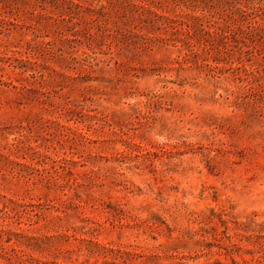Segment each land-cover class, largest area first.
I'll return each mask as SVG.
<instances>
[{
    "label": "rangeland",
    "instance_id": "rangeland-1",
    "mask_svg": "<svg viewBox=\"0 0 264 264\" xmlns=\"http://www.w3.org/2000/svg\"><path fill=\"white\" fill-rule=\"evenodd\" d=\"M0 264H264V0H0Z\"/></svg>",
    "mask_w": 264,
    "mask_h": 264
}]
</instances>
